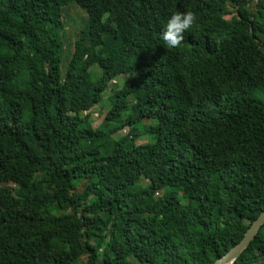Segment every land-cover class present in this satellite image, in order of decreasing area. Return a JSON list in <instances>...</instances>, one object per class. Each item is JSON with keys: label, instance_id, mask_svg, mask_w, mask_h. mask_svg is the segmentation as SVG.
<instances>
[{"label": "trees", "instance_id": "trees-1", "mask_svg": "<svg viewBox=\"0 0 264 264\" xmlns=\"http://www.w3.org/2000/svg\"><path fill=\"white\" fill-rule=\"evenodd\" d=\"M263 209L264 0H0V264H213Z\"/></svg>", "mask_w": 264, "mask_h": 264}, {"label": "rangeland", "instance_id": "rangeland-1", "mask_svg": "<svg viewBox=\"0 0 264 264\" xmlns=\"http://www.w3.org/2000/svg\"><path fill=\"white\" fill-rule=\"evenodd\" d=\"M63 15L65 20V28L63 30V55L65 58H67L72 54L74 42L79 38L81 29L84 28L86 25L87 15L75 5H70L65 8ZM65 67L66 60L63 59L60 65V72L62 75H64L65 73ZM90 73L92 75L93 80L101 76V71L97 65H93L90 68ZM25 76L26 74H23L21 78L24 79ZM130 77L131 76H123L116 78V84L109 86V89L106 94L104 93V97H107L109 94H112L115 90L120 89L124 82H126ZM107 108L108 106L104 104L103 106L96 107L94 109L95 112L98 113V115L94 113V115L90 117V123L92 124V126L97 128L102 124V115L106 112ZM121 135H124V133H121ZM148 141L149 140L147 137H141L137 140V143L141 144L146 143Z\"/></svg>", "mask_w": 264, "mask_h": 264}, {"label": "clouds", "instance_id": "clouds-1", "mask_svg": "<svg viewBox=\"0 0 264 264\" xmlns=\"http://www.w3.org/2000/svg\"><path fill=\"white\" fill-rule=\"evenodd\" d=\"M197 22V14L193 11H177L168 19L162 39L169 48H178L185 39V32Z\"/></svg>", "mask_w": 264, "mask_h": 264}, {"label": "water", "instance_id": "water-1", "mask_svg": "<svg viewBox=\"0 0 264 264\" xmlns=\"http://www.w3.org/2000/svg\"><path fill=\"white\" fill-rule=\"evenodd\" d=\"M264 225V209L259 216L250 224L243 238L230 250H228L223 256L215 260L213 264H232L241 253L249 246L251 241L258 234L261 226Z\"/></svg>", "mask_w": 264, "mask_h": 264}]
</instances>
